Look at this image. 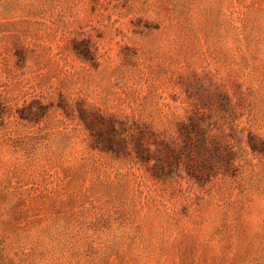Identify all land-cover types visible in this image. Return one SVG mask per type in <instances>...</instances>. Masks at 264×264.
<instances>
[{"label":"rangeland","instance_id":"obj_1","mask_svg":"<svg viewBox=\"0 0 264 264\" xmlns=\"http://www.w3.org/2000/svg\"><path fill=\"white\" fill-rule=\"evenodd\" d=\"M190 119L222 144L199 184ZM250 139L264 0H0V264H264Z\"/></svg>","mask_w":264,"mask_h":264},{"label":"trees","instance_id":"obj_2","mask_svg":"<svg viewBox=\"0 0 264 264\" xmlns=\"http://www.w3.org/2000/svg\"><path fill=\"white\" fill-rule=\"evenodd\" d=\"M189 123L190 124H188V126L184 125L181 127L180 137L182 138H181L180 145H199V147L196 149H193V147L192 148L189 147L185 151V154L187 155V158L185 161L187 172L191 170V173H190L192 174L191 177L193 178V180L196 181L197 184H199L200 180L198 176H201V173L199 172L194 173L193 171L194 164L191 167V164L193 163L192 158H191V155H192L191 153L192 152H195L196 154H201L203 152L209 153L212 150V145H222V144L217 137L209 135L208 131L200 129L198 126L196 127L194 120L190 119ZM195 128L197 130L193 132L192 129H195ZM136 139L137 140L134 139L135 141H133L134 155H135L136 161L138 163H141L147 166L150 162H153V165L150 167L155 172L156 178L163 179L165 177V173L163 169L165 158L163 157H167V152H170V148L167 145H173V144L165 140L159 141V142L153 141V143L143 144L142 142L138 140L139 138H136ZM146 145H154L155 148L151 150L150 147ZM158 145H162V147H158ZM249 145L251 146V149L253 151L261 152L264 150V141H261V140L256 141L255 139H250ZM204 162H206V159L201 158V162L199 164L203 166ZM210 177L211 175H208L207 179Z\"/></svg>","mask_w":264,"mask_h":264}]
</instances>
